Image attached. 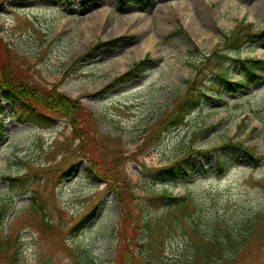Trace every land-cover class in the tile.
Instances as JSON below:
<instances>
[{
  "label": "rangeland",
  "instance_id": "rangeland-1",
  "mask_svg": "<svg viewBox=\"0 0 264 264\" xmlns=\"http://www.w3.org/2000/svg\"><path fill=\"white\" fill-rule=\"evenodd\" d=\"M184 6L189 8L186 13ZM161 9L164 33L157 24ZM242 21L264 33V0H0V36L18 65L41 88L78 99L83 114L78 124L94 128L86 144L94 148L89 154L83 148L85 159L78 151L83 145L73 140L67 121L55 120L53 128L21 125L12 117L11 104L4 102L0 205H14L0 234L21 237L19 264H75L85 251L98 264H120L119 255L133 241L138 222L130 224L128 217L124 223L118 193L135 211L147 193L138 179L142 167H160L196 133L194 147L210 153L194 156L193 178L170 191L177 195L184 192V184L197 182L190 196L203 206L207 221L222 220L229 209L250 214L264 208V160L255 167L248 156L239 155L219 180L214 152L238 143L264 159V38L246 46L240 60L219 49L222 33L234 32ZM97 45L92 56L84 57ZM208 57L230 70L232 82L245 77L244 59H257L259 78L249 91L235 93L217 73L206 71L208 82L193 86L192 95H187L191 88L185 81L196 77L192 65ZM145 58L139 77L115 83ZM150 131L154 135L149 146L140 148ZM6 177L21 179L11 182ZM22 183L27 184L21 191L17 187ZM162 183L151 189L162 191ZM30 190L38 191L44 212L32 209ZM43 215L52 227L41 232L37 224ZM86 215L94 218L86 229L72 235L63 230ZM261 229L251 235L236 264H264ZM189 235L191 231L174 229L160 240L159 258L165 264L186 260ZM143 239L141 232L130 245L133 264H151Z\"/></svg>",
  "mask_w": 264,
  "mask_h": 264
},
{
  "label": "trees",
  "instance_id": "trees-1",
  "mask_svg": "<svg viewBox=\"0 0 264 264\" xmlns=\"http://www.w3.org/2000/svg\"><path fill=\"white\" fill-rule=\"evenodd\" d=\"M260 32L254 24H245L242 21L234 32L222 33L219 49L236 54L240 60L244 47L256 45L261 38H264V33L261 34ZM98 46L90 49L84 57L92 56ZM218 52L215 55L222 57L223 54L219 55ZM13 53V51L9 50L8 44L0 36V118L4 114V102H9L12 107V117L21 125L31 123L41 128H53L56 124L55 120H65L71 128L70 134L73 140L81 141L83 146L81 150L78 148V151L83 153L82 156L85 158V153H91V148H94L90 145L87 149L86 146L87 140H90V131L94 128L89 122V128L78 124L77 119L83 116L79 100L68 98L55 88L43 89L36 83L31 82L30 77L18 65L16 58L12 55ZM145 63L146 59L134 63L129 72L116 81L129 82L133 78H137L145 71ZM242 64L244 65L243 72L246 75L236 82H232L229 77V69H225L220 60H213V58L208 57L197 64H193L192 68L196 73V77L185 81L187 89L191 88L187 95H192L193 86L200 87L202 84L208 82L207 72L209 71L217 73L223 82L226 83L227 89H231L235 93L242 89L249 91L253 80L259 78L255 73L259 69L258 65L261 62L257 59H251L250 61L244 59ZM205 72L206 74L203 75ZM212 88L216 89L214 86ZM182 106L184 107L185 104L183 103L179 108ZM174 119L176 120L175 117ZM3 127L4 122L0 119V141H2L5 135ZM153 135L154 133L150 131L142 139L143 142L139 147L149 146ZM188 135L189 132L187 131L183 136V140H186ZM196 135L198 133L183 143L174 157L162 163L163 165L160 167H142L143 169L139 172L138 179L141 182L142 188L147 193H145L135 211H131V205L126 203L127 197L120 196L116 191V186L111 183L110 179L103 176L106 183H108V188L116 192V194L118 193L120 207L126 215L125 218L123 217L124 223L126 220L128 221V217L132 218L129 222L130 224H133L134 220L138 222L137 225H133V228H135L133 229V241L131 243L130 241L127 242L126 249L121 251L119 255L118 261L120 264H133L135 256L132 254L130 245L133 242L135 243L134 239L141 232L144 233V243L142 244L145 245L144 255L151 264H165L162 258H159L157 250L161 244L160 240L167 238V235L174 231V229L184 231L185 234L190 231L192 232V235H189L192 239L191 245L189 243L190 255L186 260H180L177 264H236V262H239V257L249 243L251 235H254L255 232L262 228L263 232L259 235V238H264V208L253 211L250 214L239 212L235 208L229 209L227 210L229 215L222 220L214 219V221H207L203 216L205 212L203 211V206H200L199 202L190 196L197 182L184 184L182 187L184 190L183 194L178 193L175 195L170 191V188L178 187L180 181L184 179L191 180L193 178L194 156L202 157L204 154L210 153L209 151L198 150L194 147ZM66 145L71 146V144L68 145V142ZM214 152L218 162L217 175L219 180L226 175L229 163L237 161L239 155L248 156L255 167H259L264 160L255 155L256 151L253 148L238 143H230L225 147L216 149ZM92 162L94 165H97V161L94 159ZM97 172L101 175L99 168H97ZM6 179L14 182L21 178L6 177ZM113 182L117 183L115 177H113ZM161 182H163L162 191L158 192L156 189H151ZM26 184L22 183L17 189L24 190ZM29 192L32 193V209L39 212V214L44 212V207L38 201V197L40 196L38 195V191L30 190ZM220 202L221 204L225 203L223 199H220ZM212 203L215 206L216 202L212 201ZM13 205L14 203L12 202L2 201L0 205V227H4L12 212ZM93 219L90 218V215H86L77 223H67L63 227V230L68 229L71 235L79 233L81 230L86 229ZM51 225L50 221H46L45 215H43L38 220L37 227L42 232V230L50 229ZM13 227L14 225L11 224L10 228L13 229ZM193 239L197 240V242H193ZM22 245L23 242L19 235H14L12 232L9 237H5L2 231L0 234V264H19ZM74 262L75 264H98L95 257L87 251L79 253Z\"/></svg>",
  "mask_w": 264,
  "mask_h": 264
},
{
  "label": "bare ground",
  "instance_id": "bare-ground-1",
  "mask_svg": "<svg viewBox=\"0 0 264 264\" xmlns=\"http://www.w3.org/2000/svg\"><path fill=\"white\" fill-rule=\"evenodd\" d=\"M193 2V1H192ZM191 2V3H192ZM186 5H190V4H186ZM163 10V11H162ZM165 11V9H161V10H158V12H157V17H158V15H160L159 16V18H158V20H157V24L159 25V33H164L165 32V21L163 20V17H162V12H164ZM183 11H185V13L187 12V11H189V8H188V6H184L183 7ZM100 15L101 14H98L96 17H100ZM94 22V21H93ZM119 26V25H118ZM149 29V26L146 24L144 27H143V31H147ZM121 30V28L120 27H117V31H120ZM149 45H146V48L148 47Z\"/></svg>",
  "mask_w": 264,
  "mask_h": 264
}]
</instances>
